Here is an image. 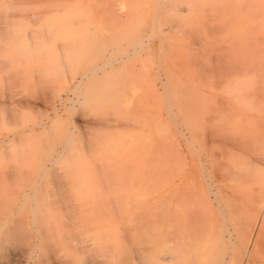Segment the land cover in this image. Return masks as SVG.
<instances>
[{
	"label": "rangeland",
	"instance_id": "374dc122",
	"mask_svg": "<svg viewBox=\"0 0 264 264\" xmlns=\"http://www.w3.org/2000/svg\"><path fill=\"white\" fill-rule=\"evenodd\" d=\"M234 4L0 0V224L9 220L10 230L35 228L40 247L56 245L57 238L71 242L73 233L89 237L101 225L111 241L135 242L147 220H157V202L162 192L168 195L173 168L185 167L187 151L177 130H185L191 95L201 104L205 55L209 46L214 53L220 45V26L226 13L233 17ZM91 47L92 69L107 58L113 65L88 77ZM263 145L246 160L236 157L248 178L264 174ZM240 191L229 197L234 201L223 200L235 211L227 217L230 227L251 212L245 201L250 186ZM25 193L41 201L35 219L28 212L32 204L20 202ZM199 209L197 223L203 227L209 215ZM84 214L92 217L85 220ZM133 222L134 234L129 232ZM9 254L2 262L23 264L17 249ZM38 261L30 264H44Z\"/></svg>",
	"mask_w": 264,
	"mask_h": 264
},
{
	"label": "bare ground",
	"instance_id": "6f19581e",
	"mask_svg": "<svg viewBox=\"0 0 264 264\" xmlns=\"http://www.w3.org/2000/svg\"><path fill=\"white\" fill-rule=\"evenodd\" d=\"M233 9L231 19V15L224 13L223 24L220 26L222 33H219L222 40L217 50L213 53L209 46L205 55L206 92L201 94V104L199 106L195 95H191L187 125L184 131L177 130L178 140H183L186 147L187 162L183 169L179 165L173 168L172 174L175 172V175L168 195L164 192L160 194L157 220L154 221L155 217L151 219L154 226L147 220L151 228L145 225L135 242L128 243L124 239L121 240L124 242H120L121 238L114 236L116 240L111 241L108 234L100 232L101 229L108 230L101 225L100 230L91 233L92 236L73 233L74 237L71 238V234L67 233L66 237L73 239L71 242L69 239L59 241L57 238V241L54 239L56 245L40 247L41 243L39 245V239L34 235V227L31 231H24L23 228L20 230L21 227L10 230L6 227L9 220H4L0 224V264H8L2 260L12 255L9 254L11 249L19 251L23 264H30L36 259L38 263L44 264H264V174L260 171L248 178L243 173L246 168L236 160L239 155L244 160L252 157L256 148L264 143V0H235ZM86 59L89 66L84 75L88 77L97 70L113 65L107 58L103 65L92 69V47ZM78 85H73L72 90L75 91ZM180 144L177 145L178 151ZM62 154L63 151L50 162H57ZM176 160L180 161L179 153ZM169 180L165 182L167 185ZM246 184L251 189V194L245 198L251 208V212L248 211L250 215L242 218L239 224L237 221L232 222L233 219L228 220L230 224L233 223L230 227L226 222L233 207L231 209L225 205L223 200L239 196L241 188ZM161 185L164 189V183ZM22 196L23 200L19 201L24 206L25 203L32 204L28 212L35 219L41 201L30 198L26 193ZM199 206L209 215V221L203 227L197 223L202 216ZM74 207L76 211L78 206ZM233 210L231 212H235ZM75 215L77 217L74 216L73 220L78 218V214ZM84 217L87 220L90 216L84 214ZM83 220L80 223L85 222ZM139 220L136 226L141 224ZM93 222V228L98 227ZM134 222L133 226L128 225L131 230L129 232L133 234L136 231ZM81 228L79 231L82 232ZM89 230L92 231V227L86 231ZM58 234L61 237V233ZM40 235L44 237L45 234L40 232ZM124 257L127 258L125 262L122 260Z\"/></svg>",
	"mask_w": 264,
	"mask_h": 264
}]
</instances>
